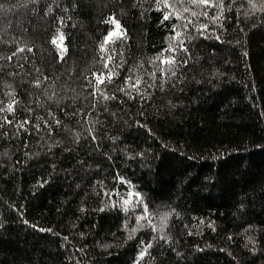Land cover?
I'll use <instances>...</instances> for the list:
<instances>
[{
    "label": "trees",
    "instance_id": "obj_1",
    "mask_svg": "<svg viewBox=\"0 0 264 264\" xmlns=\"http://www.w3.org/2000/svg\"><path fill=\"white\" fill-rule=\"evenodd\" d=\"M0 264H264V0H0Z\"/></svg>",
    "mask_w": 264,
    "mask_h": 264
},
{
    "label": "snow or ice",
    "instance_id": "obj_2",
    "mask_svg": "<svg viewBox=\"0 0 264 264\" xmlns=\"http://www.w3.org/2000/svg\"><path fill=\"white\" fill-rule=\"evenodd\" d=\"M202 2H207V0H202ZM165 19H167V16H165ZM112 23H115V21H111ZM116 28L118 29L119 28V25L117 24L116 25ZM115 33H111L109 38H111V35H114ZM98 80L102 81V77H98Z\"/></svg>",
    "mask_w": 264,
    "mask_h": 264
}]
</instances>
